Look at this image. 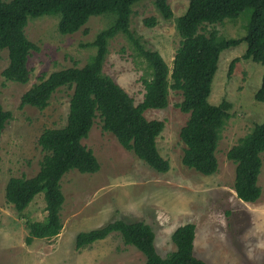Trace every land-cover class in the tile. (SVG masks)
<instances>
[{
	"label": "rangeland",
	"instance_id": "374dc122",
	"mask_svg": "<svg viewBox=\"0 0 264 264\" xmlns=\"http://www.w3.org/2000/svg\"><path fill=\"white\" fill-rule=\"evenodd\" d=\"M188 2L167 0L173 14L170 21L158 15L153 0H140L132 8L130 31L145 48L158 52L169 68L179 47L175 19L185 12ZM250 16L251 10L246 9L237 19L204 25L202 32L215 30L223 38L240 39L246 34ZM152 17L157 24L145 26L144 20ZM58 21L57 16L30 19L24 29L26 38L38 48L28 57L27 84L6 82L2 78L8 57L7 51H0V103L12 116L0 139V264H144L141 253L124 245L118 234H111L86 249L75 248L78 233L115 220L149 226L161 257L175 251L172 233L182 225L192 224L194 256L206 264H264V154L257 182L261 196L255 203H243L236 198L235 165L226 158L240 138L264 121V105L254 100L264 67L242 59L245 43L220 54L211 85L209 103L218 105L225 101L230 107V118L220 133L216 150L218 168L214 175L205 177L182 165L184 145L179 133L188 115L178 108L181 94L170 90L166 108L144 112L147 120L164 123L156 142L170 170L165 174L151 170L132 152L123 149L113 135L104 133L96 118L82 144L93 153L99 171L95 174L69 171L63 176L61 233L50 240H34L26 245L27 221L45 218L43 194L37 195L18 214L6 203L5 186L10 178H32L39 171L44 154L38 138L44 129L65 126L72 91H57L43 111L20 108L21 96L53 72L83 67L95 55L91 47L95 37L110 27L114 19L109 15L91 17L80 31L68 36L58 33ZM108 50L103 73L135 105L140 104L145 93L141 82L145 66L133 57L132 46L124 36L111 40ZM236 58L239 61L228 75L229 65Z\"/></svg>",
	"mask_w": 264,
	"mask_h": 264
},
{
	"label": "trees",
	"instance_id": "16d2710c",
	"mask_svg": "<svg viewBox=\"0 0 264 264\" xmlns=\"http://www.w3.org/2000/svg\"><path fill=\"white\" fill-rule=\"evenodd\" d=\"M140 0H0V51H7L8 65L2 71L6 82L25 85L29 81L27 68L31 52L38 51L25 36L30 19L59 17L57 30L62 36L77 33L91 17L112 16L110 27L97 34L91 47L95 55L81 68L71 67L41 78L20 99V108L31 107L43 111L52 96L60 89L72 91L66 124L59 129H44L38 146L44 156L39 171L32 178H10L5 186V200L22 214L34 198L43 194L45 218L27 221L26 245L34 240H50L63 228L60 212L64 204L61 179L69 171L95 174L100 165L82 141L88 137L94 120L98 118L104 133L113 135L118 144L158 174H165L170 165L158 151L157 138L164 123L147 120L144 112L167 107L169 91L179 92V110L188 115L179 137L184 145L181 163L202 176L217 172L216 150L220 133L230 118L229 104L222 101L212 105L208 99L217 71L220 54L241 43L246 44L243 60L264 67V0H188L185 12L175 19L179 47L171 68L158 52L145 48L130 31L132 8ZM158 15L165 21L173 19L167 0H153ZM246 9L251 16L246 34L240 39H226L213 30L202 32L204 25L221 24L237 19ZM157 20H144L154 27ZM124 36L131 44L133 57L143 63L141 82L144 96L135 105L128 94L109 76L103 65L111 40ZM238 58L231 61L228 75ZM254 100L264 105V72ZM12 116L0 103V139ZM264 154V121L240 138L227 152L226 158L235 165L233 190L243 203H255L261 196L258 177L261 155ZM118 234L126 246L135 248L145 259L144 264H206L194 256L195 226L185 224L171 235L175 251L161 257L155 248L152 229L142 222L112 221L103 227L80 232L75 237V248L82 250Z\"/></svg>",
	"mask_w": 264,
	"mask_h": 264
}]
</instances>
